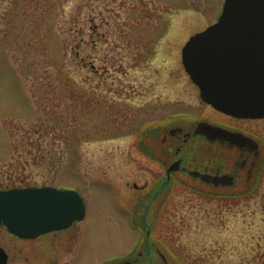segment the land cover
I'll use <instances>...</instances> for the list:
<instances>
[{"label":"rangeland","instance_id":"obj_1","mask_svg":"<svg viewBox=\"0 0 264 264\" xmlns=\"http://www.w3.org/2000/svg\"><path fill=\"white\" fill-rule=\"evenodd\" d=\"M223 2L0 0V190L74 186L87 249L126 253L137 202L164 174L166 128L220 116L190 85L182 48ZM238 123L264 139V121ZM262 171L256 189L247 174L226 190L179 177L152 235L178 264H264Z\"/></svg>","mask_w":264,"mask_h":264},{"label":"flooded vegetation","instance_id":"obj_2","mask_svg":"<svg viewBox=\"0 0 264 264\" xmlns=\"http://www.w3.org/2000/svg\"><path fill=\"white\" fill-rule=\"evenodd\" d=\"M219 15L214 22L198 30L195 34L212 29L211 27L217 21ZM251 29L255 28H248L247 30ZM230 31L232 33L226 36L211 33L205 37L202 51L207 54V63L237 64L239 60L254 63L264 58V49L259 48L264 42L256 41L259 36H252L253 41L241 44L239 48V26H231ZM254 46L258 49H254ZM91 67L95 74L100 73V69L96 68L95 65H91ZM186 75L191 81L190 85L195 87L201 96L200 87L193 82L188 73ZM213 93L219 94L218 92ZM203 103L220 116L218 118L206 117L198 122L191 123H187L182 118L171 121L172 123L166 128L161 138V144L165 152L162 157L155 159L160 163L164 174L150 192L151 195L170 191L179 177L215 189L226 190L237 187L239 177L247 174L249 179L255 178L256 181L254 180L252 186L255 189L257 188L264 166V139L256 133L240 127L238 122L264 121V118L241 119L222 113L204 101ZM202 121L218 125L234 133H241L253 139L255 144L251 147L240 148L231 145L228 141L219 139L210 141L205 136L196 134V127ZM168 171H170V177H168ZM192 172L212 176L228 175L234 178V184L216 186L213 183L202 181L200 177L193 176ZM47 186L76 191L84 201L83 218L80 221H74L67 228L47 232L34 238H26L10 232L8 227L2 223L0 225V230H2L0 233V264H178L177 257L172 256L170 248L163 240L152 235L155 229L154 226L158 224L162 215L163 206L156 201L147 207L146 198L149 194L141 198L140 202H137L138 206L133 213L135 218L133 223L141 232L137 235L138 238L135 239V243L123 255L113 256L101 261L99 255L90 248L87 249L88 245L86 244L94 238L92 239L88 234L89 230L86 226L87 198L81 190L74 188V186L66 187L67 185L57 186L52 184L17 188H42ZM135 187L137 188V185ZM139 212L142 214L137 217Z\"/></svg>","mask_w":264,"mask_h":264},{"label":"water","instance_id":"obj_3","mask_svg":"<svg viewBox=\"0 0 264 264\" xmlns=\"http://www.w3.org/2000/svg\"><path fill=\"white\" fill-rule=\"evenodd\" d=\"M231 26H239V48L241 44L253 41L255 35L259 36L256 41L264 42V0H225L222 14L212 29L193 36L183 48L185 69L200 87L202 99L217 110L238 118H264V58L254 63L239 60L237 64H212L206 62L207 54L202 51L207 35L226 36L232 33ZM259 48L264 49V43ZM196 134L210 141H228L240 148L255 144L253 139L241 133L206 121L198 123ZM192 175L216 186L234 184V178L228 175L212 176L198 172H192ZM162 195V192L155 193L147 200V207ZM83 215L84 201L76 191L54 187L0 191V225L4 223L10 232L22 237L34 238L67 228L74 221L81 220Z\"/></svg>","mask_w":264,"mask_h":264}]
</instances>
